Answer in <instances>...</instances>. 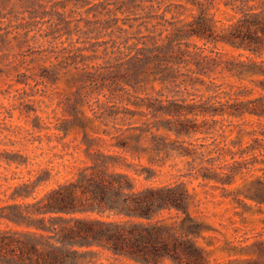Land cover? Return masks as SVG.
<instances>
[{"label": "trees", "instance_id": "obj_1", "mask_svg": "<svg viewBox=\"0 0 264 264\" xmlns=\"http://www.w3.org/2000/svg\"><path fill=\"white\" fill-rule=\"evenodd\" d=\"M24 1L30 17L49 16L53 32L47 35L72 34L56 5L40 11L48 0ZM132 2L117 9L127 11ZM169 5L137 24L130 14L98 19L88 27L95 37L47 47L46 55L32 59H41L35 74L44 82L62 81L70 89L59 100L63 133L81 132L87 149L101 141L117 150L97 149L76 178L41 194L38 187L51 178L46 166L8 186L13 201L0 206V264H211L213 227L192 210L187 186L137 182L154 177L172 155L190 157L193 176L223 188L257 162V154H244L264 148V0ZM10 62L22 61L14 55ZM23 93L18 88L16 96ZM248 122L259 127L247 131L260 134L252 138L256 144L233 140V151L215 143L230 125L240 134ZM197 134L213 139H190ZM228 154L232 160L224 161ZM142 157L148 163L133 160ZM5 161L18 167L27 157L6 155ZM263 174L250 193L258 203H264ZM164 210L175 211L162 216ZM252 245L255 255L242 264H264V238Z\"/></svg>", "mask_w": 264, "mask_h": 264}, {"label": "rangeland", "instance_id": "obj_2", "mask_svg": "<svg viewBox=\"0 0 264 264\" xmlns=\"http://www.w3.org/2000/svg\"><path fill=\"white\" fill-rule=\"evenodd\" d=\"M22 1L0 0V27H3L0 28L2 34L0 36V206L13 201L10 198L13 187L8 186H13L28 177L34 178L36 168L46 166L51 175L47 183L38 187L41 194L66 179L76 178L79 168L92 161L94 151L97 149L105 152L116 149L105 146L101 141H94L87 149V140L83 138L81 132L72 130L66 135L63 133L58 127L60 117L64 116L62 103H59V100L61 94L70 89L62 81L58 84L44 82L35 74L39 71L38 65L41 59L39 61L32 59L46 55L47 51L41 50L47 47L68 45L78 37L79 42L76 44L81 45L85 37H95L97 34L88 31V27H96L95 21L98 19L124 17L130 14L138 17L134 20L137 24L146 19V14L162 12V9L171 2L178 3L182 0H133L129 10L123 12L117 7H122V2L126 0L44 1L48 5L37 9L40 11L51 9L56 5L63 12L65 19L70 21L72 34L67 37L66 30L62 29L59 38H53L52 34L47 35L53 32L48 21L49 16L30 17L31 14L27 9L31 7L28 6L27 1ZM221 15L220 12L217 13V16ZM166 16L171 17V12H167ZM45 20L47 21L43 23L38 22ZM75 24L79 27L75 28ZM135 27L132 30H135ZM14 55L22 61L19 66L10 62L14 59ZM48 63L49 61L46 60L45 64ZM19 78L26 80L27 83L17 82ZM18 88L24 91L21 99L17 97L19 95L16 96ZM35 116H38V119H35ZM242 128L243 131L239 134L238 127L230 125L224 135L215 136L217 138L215 143L226 142V147L235 151L238 146L231 141L240 139L245 146L253 142L254 136L260 135L247 134V131L259 129L256 123H245ZM202 136L197 134L190 139L199 143L210 142L213 139L211 136L205 138ZM260 151L264 152V148L244 154V157L257 154V158H253L257 159V162L248 163V168H242V172L236 175L234 182L225 185V188L213 180L208 181L193 176L190 172L192 171L189 164L190 157L178 155L168 157L165 163L158 167L160 171L151 179L146 180L143 176H139L137 185L183 182L194 194L192 210L213 227L209 233L213 235L211 240L215 252L210 257V263L242 264L246 258L255 255V247L252 243L264 238V203H258L250 197V193L257 187L255 184L257 176L264 173V169H258L264 168V163L258 162L264 161V155H261ZM18 154L27 157V162L18 167L15 163L7 166L5 156ZM235 157L239 158L240 155L235 154ZM223 159L232 160L229 154ZM133 160L148 163L146 157ZM174 211L164 210L162 216ZM3 225L4 223L0 221V226ZM162 264L172 263L170 260H165Z\"/></svg>", "mask_w": 264, "mask_h": 264}]
</instances>
